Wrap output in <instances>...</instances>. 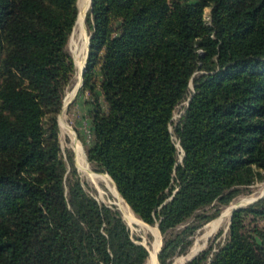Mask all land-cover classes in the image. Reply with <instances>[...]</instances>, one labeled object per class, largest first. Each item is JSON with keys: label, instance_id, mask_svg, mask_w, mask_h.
I'll return each instance as SVG.
<instances>
[{"label": "trees", "instance_id": "obj_1", "mask_svg": "<svg viewBox=\"0 0 264 264\" xmlns=\"http://www.w3.org/2000/svg\"><path fill=\"white\" fill-rule=\"evenodd\" d=\"M77 1L0 0V264H144L149 255L60 154ZM84 22L87 160L157 226V260L168 264L190 229L170 230L209 221L198 212L264 180V0H91ZM261 222L264 197L233 211L225 239L184 264H264Z\"/></svg>", "mask_w": 264, "mask_h": 264}, {"label": "rangeland", "instance_id": "obj_2", "mask_svg": "<svg viewBox=\"0 0 264 264\" xmlns=\"http://www.w3.org/2000/svg\"><path fill=\"white\" fill-rule=\"evenodd\" d=\"M77 1V7H78ZM84 6V5H83ZM89 9H86L85 15ZM210 8H205L204 10V19L205 21H209ZM78 15H79V7H78ZM77 15V18H78ZM85 15L83 18L82 27L75 28V24L72 28V31L69 35L68 41L66 43V52L71 57L73 65H74V74L70 79L68 85L64 88V92L62 95V102L60 111L57 115V124H58V141L60 147V154L64 161L67 163V167L69 168V164L67 161L68 155L71 156L72 162L76 171L78 173V177L83 184L86 192L95 198L99 203L106 204L114 207L116 209L126 225L128 226L131 235L133 238L140 244L144 245L148 251L151 250L154 246L159 247L160 244L163 243V235L160 233L159 229L156 225H149L147 223H143L141 219L136 216L135 213H131L128 218L120 209V195L116 191L114 184L104 176L103 172H100L96 169L95 166H92L88 160L86 151L90 147L92 143V134H91V96L88 91L82 90L83 78L81 77L80 85L73 97V100L68 103L66 107H64V101L66 94L73 89L74 83L76 82L77 77V69L75 66V54L84 59V65H86L85 60L87 51H88V38H90V33L85 25ZM88 56V55H87ZM190 88L192 86L190 85ZM100 98V104L105 109L106 105L101 98V94L98 92ZM186 101L180 103L174 110L173 114V122H177L178 118L183 113V108L186 106ZM64 110V111H63ZM64 112V113H63ZM64 115V116H63ZM64 117V121L67 124L68 128H62L60 124V119ZM171 132L172 127L170 128ZM173 139L175 140V136L173 135ZM77 141L80 146L84 150V155L86 158V162L90 171L96 175L100 180L96 183H92L86 176L77 153L75 151L74 142ZM180 152L178 154V160L180 161ZM106 177V178H104ZM262 195L264 197V180L260 182H256L254 185L250 186L247 191L241 192L238 196H236L228 205H220L218 202L206 207L205 209L198 212L200 215H208L212 216V219L205 223H201V220L193 217L190 218L186 223L178 226L174 230H170L168 234L171 233H180L185 228H189L190 230L185 233V240L189 242L186 249L182 252H177L168 264H174L178 260L180 261L178 264H184L193 255H197L199 252L203 251L209 245H212L213 248L221 243L226 236L227 226L230 221V216L222 217V213L225 209L230 207L233 204H237L240 208H245L248 205L254 203L253 199ZM264 224V222H261ZM221 233L219 234V232ZM194 253V254H193ZM193 254V255H192ZM192 255V256H191ZM157 260V259H156ZM144 264H154L149 260V255ZM157 264H160L157 260Z\"/></svg>", "mask_w": 264, "mask_h": 264}, {"label": "bare ground", "instance_id": "obj_3", "mask_svg": "<svg viewBox=\"0 0 264 264\" xmlns=\"http://www.w3.org/2000/svg\"><path fill=\"white\" fill-rule=\"evenodd\" d=\"M90 3V0H79L78 2V7H79V15L75 24V28L78 27H82V23H83V18L86 12V9L88 8ZM84 5V6H83ZM75 66L77 69V77H76V82L74 83L73 89L68 92L66 94L65 97V101H64V107H66L68 105V103H70L73 100V97L75 96V93L80 85L81 82V74H82V70L84 68V59H82L81 57H79L78 55L75 54ZM64 111V110H63ZM64 113V112H63ZM64 116V115H63ZM60 124L62 126V128H68L67 124L64 121V117H62L60 119ZM74 147H75V151L77 153V156L79 158L80 164L87 176V178L92 182V183H96L98 180H100L96 175H94L89 167L88 164L86 162V158L84 155V150L83 148L80 146V144L75 141L74 142ZM107 175V174H106ZM108 176V175H107ZM109 177V176H108ZM113 182V181H112ZM115 185V184H114ZM116 187V186H115ZM117 190V189H116ZM118 192V190H117ZM120 209L121 211L128 217H130L132 211L131 209L126 205V203L122 200V198L120 197ZM237 204H233L230 207H228L227 209H225L222 213V217H228L230 216L232 210L237 207ZM128 217V218H129ZM145 224V223H144ZM160 246L156 248V246H154L151 250L149 249V260L152 261L154 264H157V253L159 250ZM194 254V253H193ZM192 254V255H193ZM191 255V256H192ZM183 260V259H182ZM181 259L176 261L174 264H178L180 261H182Z\"/></svg>", "mask_w": 264, "mask_h": 264}, {"label": "water", "instance_id": "obj_4", "mask_svg": "<svg viewBox=\"0 0 264 264\" xmlns=\"http://www.w3.org/2000/svg\"><path fill=\"white\" fill-rule=\"evenodd\" d=\"M90 4H91V0H90V3H89V7H90ZM87 47H89V38H88V45H87ZM87 55H88V51H87ZM87 55H86V59H87ZM85 63H86V60H85ZM85 66H86V65H84V68H83V70H82V74H81V77H82V78H83V73H84V70H85ZM81 83H82V82H81ZM188 101H189V99L187 100L186 105L188 104ZM182 157H183V151H182V155H181L180 161L182 160ZM116 189H117V187H116ZM262 197H263V196L260 195V196H258L257 198L253 199L252 202L257 201L258 199H260V198H262ZM171 198H172V196H171L168 200H170ZM238 207H239V206L235 207V208L232 210V212H231V214H230V217H231L233 211H235ZM229 225H230V221H229V223H228L227 228L229 227ZM160 248H161V244H160ZM160 248H159L158 252L160 251ZM194 256H195V255H193V256L189 259V261H190Z\"/></svg>", "mask_w": 264, "mask_h": 264}, {"label": "built area", "instance_id": "obj_5", "mask_svg": "<svg viewBox=\"0 0 264 264\" xmlns=\"http://www.w3.org/2000/svg\"><path fill=\"white\" fill-rule=\"evenodd\" d=\"M176 146L178 147V150H179L180 154L182 155V149H181V147H180L178 141H176ZM181 155H180V156H181Z\"/></svg>", "mask_w": 264, "mask_h": 264}]
</instances>
